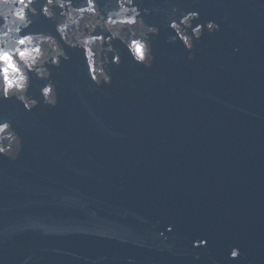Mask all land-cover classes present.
<instances>
[{"label":"water","instance_id":"water-1","mask_svg":"<svg viewBox=\"0 0 264 264\" xmlns=\"http://www.w3.org/2000/svg\"><path fill=\"white\" fill-rule=\"evenodd\" d=\"M151 1L149 65L115 44L98 86L65 45L35 107L0 97L20 146L0 152V264H264V0H182L191 47Z\"/></svg>","mask_w":264,"mask_h":264},{"label":"snow or ice","instance_id":"snow-or-ice-1","mask_svg":"<svg viewBox=\"0 0 264 264\" xmlns=\"http://www.w3.org/2000/svg\"><path fill=\"white\" fill-rule=\"evenodd\" d=\"M21 3L24 2V0H20ZM18 16H22L23 13H17ZM211 27V25H210ZM19 43L23 45L25 43L24 39H20ZM137 53L142 55V49L137 46L136 48ZM19 56L23 57L25 55L24 51H20L18 53ZM6 63L7 67L3 69V74H4V80L6 83H8V77H7V71L8 69H12L13 71L16 70L15 64H14V59L11 53L8 52H2L0 51V64Z\"/></svg>","mask_w":264,"mask_h":264},{"label":"clouds","instance_id":"clouds-1","mask_svg":"<svg viewBox=\"0 0 264 264\" xmlns=\"http://www.w3.org/2000/svg\"><path fill=\"white\" fill-rule=\"evenodd\" d=\"M234 50H235V49H234ZM141 219H143V218H141ZM238 255H240L239 249H233V250L231 251V253H230V256H231L232 258H235V257H237ZM196 259H199V257H196ZM127 260H128V264H135V261H134V258H133V257H128ZM25 264H26V261H25Z\"/></svg>","mask_w":264,"mask_h":264}]
</instances>
